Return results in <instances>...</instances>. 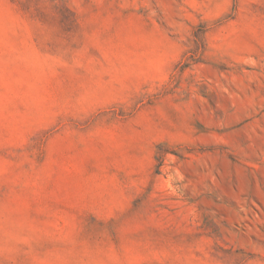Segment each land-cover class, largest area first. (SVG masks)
<instances>
[{
    "label": "rangeland",
    "instance_id": "1",
    "mask_svg": "<svg viewBox=\"0 0 264 264\" xmlns=\"http://www.w3.org/2000/svg\"><path fill=\"white\" fill-rule=\"evenodd\" d=\"M0 264H264V0H0Z\"/></svg>",
    "mask_w": 264,
    "mask_h": 264
}]
</instances>
